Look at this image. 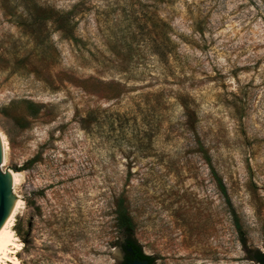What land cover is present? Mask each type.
<instances>
[{"label": "rangeland", "instance_id": "374dc122", "mask_svg": "<svg viewBox=\"0 0 264 264\" xmlns=\"http://www.w3.org/2000/svg\"><path fill=\"white\" fill-rule=\"evenodd\" d=\"M0 140L21 264H123L118 196L153 264H259L264 0H0Z\"/></svg>", "mask_w": 264, "mask_h": 264}, {"label": "trees", "instance_id": "16d2710c", "mask_svg": "<svg viewBox=\"0 0 264 264\" xmlns=\"http://www.w3.org/2000/svg\"><path fill=\"white\" fill-rule=\"evenodd\" d=\"M73 12L72 11H59V12H54L52 15L49 17H43L42 19L49 18L52 20V22L57 24L58 30L62 31V33L65 36H70L69 38L71 39V23L73 19ZM38 19H33L34 22L36 23ZM205 161L209 169L210 176L215 184V187L219 194L221 195L223 199V203L228 209V211H231V218L233 222V226L238 234H240V225L238 222V219L236 215L233 213V209L231 207L230 201L228 199L226 189L220 180V178L217 176L213 168L211 167L209 157L205 155ZM125 199L122 196H118L113 204V228L117 230V232L125 237V240L122 244V249L124 252V263H127L129 261H132L134 259H137L139 261H147L148 264H153V259L149 255H145L142 253L141 248L139 245L135 242L133 239V234H134V225L132 223V220L127 213V208L125 204ZM256 261L259 264H264V252L259 253L256 252Z\"/></svg>", "mask_w": 264, "mask_h": 264}, {"label": "bare ground", "instance_id": "6f19581e", "mask_svg": "<svg viewBox=\"0 0 264 264\" xmlns=\"http://www.w3.org/2000/svg\"><path fill=\"white\" fill-rule=\"evenodd\" d=\"M2 151H3V145L0 140ZM11 181L13 179L9 175ZM18 208V200H13L12 205L10 207V210L8 212V215L2 222V242L0 245V264H21L18 262V260L13 255L15 249H19L18 245L16 243L15 236L13 235V231L11 230V227L13 225L14 221V214L15 211ZM12 247V249H10Z\"/></svg>", "mask_w": 264, "mask_h": 264}, {"label": "water", "instance_id": "95a60500", "mask_svg": "<svg viewBox=\"0 0 264 264\" xmlns=\"http://www.w3.org/2000/svg\"><path fill=\"white\" fill-rule=\"evenodd\" d=\"M1 157H2V146L0 143V163H1ZM12 202H13V196L11 193L10 177L6 174H3L0 171V245L2 242V222L8 215ZM113 256L118 262H120L121 257L124 256V252L121 244L118 246ZM125 264H148V262L145 260L139 261L137 259H134Z\"/></svg>", "mask_w": 264, "mask_h": 264}]
</instances>
